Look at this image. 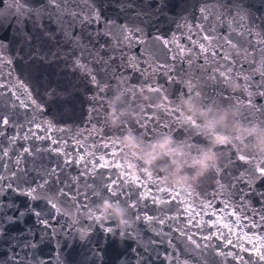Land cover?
<instances>
[{
  "label": "water",
  "instance_id": "95a60500",
  "mask_svg": "<svg viewBox=\"0 0 264 264\" xmlns=\"http://www.w3.org/2000/svg\"><path fill=\"white\" fill-rule=\"evenodd\" d=\"M86 2L80 0V7ZM10 3L11 0H0V8L7 13ZM43 3L44 0H32L33 5ZM244 5L247 15L242 22L227 17L232 29L227 36L234 43L239 40L258 43L264 38V0H244ZM88 6L97 9L95 23H82L77 19L69 28L68 23L61 24L60 19L70 22V17L52 15L51 19L41 17L38 22L34 16L25 18L19 27L6 21L0 28V42H3L0 52L5 61L0 64V72L12 91L21 95L23 88L17 82H22L35 101L34 105L29 102L24 108L13 104L12 91L4 90L0 95V111L9 117L4 136L0 137V144L8 151V157L0 161L5 164L3 172L8 173L13 167L22 146L39 149L31 155L20 156V168L26 173L24 179L32 182L41 169L57 170V176L50 178L47 185L52 190L50 195L56 208L44 201H33L49 217L51 230L36 236L39 245L30 264H35L37 256L41 264H197L188 257L191 248L177 231L194 212L200 214L197 219L201 225L216 220L231 224L239 218L244 227L237 226L235 232L244 234L245 247H250L246 237H253V243L256 237L264 241V220L261 219L264 217V175L259 172L264 167V149L258 146L259 137L264 136V126L254 123L249 127L240 119V114L264 119V77L255 68L248 67L251 58L246 62L243 57L240 63L247 81L230 80L225 87L218 76L212 75L217 67L224 72L231 71L229 61L221 59L231 49L227 46L221 49L222 41L217 40L225 35L220 17L227 9L210 0H164L163 7L158 5V0H102ZM61 7L79 10L76 0ZM238 23L243 27H237ZM249 28L253 36L247 35ZM64 29L72 36L79 35L87 49L79 59V49L65 40ZM122 29L131 40L121 43L117 39L122 37ZM137 29L139 31L134 32ZM213 29L215 36H209ZM206 36L208 41L204 39ZM256 68L264 71V59ZM235 71L233 68V73ZM189 85L198 88L208 100L216 101L202 106L193 98L181 100L185 115L203 121L208 133L205 141L199 135H190L186 126L175 124L174 120L179 117L173 112L156 106L146 107L153 102L155 105L165 103L160 98L162 94L169 97L167 103H170L176 95L187 92ZM129 87L133 89L132 101L128 98ZM24 98L21 95V99ZM108 98L109 112L104 103ZM186 102L194 106V112L188 111ZM113 115L118 120L116 124ZM125 121L144 135L137 136L134 132L119 135L118 128ZM37 123L39 128L35 127ZM29 129L35 131V137L21 138ZM169 130L171 135H167ZM245 130L255 139H235ZM130 133L139 139L145 150L160 137H174L178 151L149 164L146 151L134 152L124 143L122 138ZM217 135L227 138L222 144H233L248 158L239 160L236 151H220L213 141ZM12 137L16 139L10 144ZM117 139L123 150L112 163L117 162L118 168L89 165L92 154L98 157L109 151L100 148L101 144ZM208 151H215L217 158L207 173L198 180L177 184L173 160L182 166V173L191 177L197 171L194 161ZM131 155L143 161V171L150 174L149 178L160 173L164 186L180 189L179 197L165 201L166 194L157 193L149 179L148 188L158 202L153 203L151 198L137 201L135 192L140 189L133 187L131 177L140 164L133 160L128 170L124 163ZM80 156L85 159L79 160ZM68 158L70 163L65 162ZM217 165H221L222 171L214 176L212 170ZM116 173H121L120 179L124 181L120 186L123 199L135 204V209L127 213L122 204L116 203L125 209L127 232L123 239L120 238V222L115 217L108 216L101 222L93 219L101 215L98 206L107 200L101 198ZM126 173L129 176H123ZM20 177L21 172L17 171L16 179ZM241 192L245 194L243 198ZM9 197H14L21 208L27 205L26 195L7 190L5 202ZM84 204L89 205L87 211H82ZM23 223L32 226L34 218L28 215ZM22 227L14 225L13 231H21ZM107 227L115 229L117 236L113 238L106 233ZM210 231L212 229L202 228L198 234ZM236 238L233 235V239ZM7 251L5 244L0 249V264H8ZM225 251L234 254L231 248ZM241 255L247 264H264L251 252H241ZM196 256L199 264H240L232 256L223 255L215 240L209 247L197 250Z\"/></svg>",
  "mask_w": 264,
  "mask_h": 264
},
{
  "label": "snow or ice",
  "instance_id": "6c2138e0",
  "mask_svg": "<svg viewBox=\"0 0 264 264\" xmlns=\"http://www.w3.org/2000/svg\"><path fill=\"white\" fill-rule=\"evenodd\" d=\"M70 2L71 0H44V3L42 5H33L32 0H11V3L8 5L7 13H5L2 8H0V28H3L5 26L6 21L9 25L19 27L20 25H22L25 18H31L33 16L36 17L37 22L41 17H47L51 19L52 15H55L57 18L67 16L71 18L70 22L65 21L61 18L60 23H68L69 28L73 23H75L77 19L82 23L97 22V9L89 7L88 5L102 2V0H87L84 7H80V0H76L77 8L79 9L78 11L74 9H67L66 7H61L62 5ZM210 2L218 3L225 9H227L224 15L220 17L225 27V35L217 37V40L222 41V43L220 44L221 49H223L225 46L231 49L227 56H221L222 60L229 61L228 68L231 71L224 72L220 70V67H217L212 75L218 76L221 83L224 84L225 87L229 86L230 80L241 79L242 82L247 81L248 78L244 75L243 65L240 63L241 57H243L246 62L249 60V58H251L252 62L248 64V67L250 69L255 68L256 71L261 72L262 77H264V71L256 68V64L259 63L261 59H264V38L260 39L258 43H254L251 40H239L234 43L233 40L227 36V32L232 30L231 24H229L227 17L231 16L234 21L242 22L247 15L245 11L244 0H229L231 7H229V2H226V0H210ZM158 5L160 7H163L164 0H158ZM205 11H207V9H205ZM213 19H216V16H213ZM109 24H111V21H109ZM237 27H243V24L238 23ZM209 28L211 29L212 26L209 25ZM135 31L139 30L137 29L134 30V32ZM122 32V37H117V39L121 40V43L123 42V40H131V37L128 35L126 30L122 29ZM242 34L243 33H241V35ZM208 35L215 36V30L213 29L209 31ZM247 35H254L250 28L247 29ZM64 37L67 42H69L71 45H74L75 48L79 49L78 59L80 55L87 51V49L83 46L79 35L72 36L68 29H64ZM204 39L208 41V36L204 37ZM2 43L3 42H0V44ZM164 43L167 44L168 42L164 41ZM201 47H203V45H201ZM249 48L251 49V51H249ZM181 51H183V49H181ZM254 53H258V55H254ZM215 55L216 53L213 52L212 56L214 60ZM233 57H235V60H233ZM3 63H5L3 53L0 52V64ZM8 63H10V61H8ZM233 68L236 69L235 73H233ZM17 83L20 88H23V93L21 95L25 96L24 99H21V95H17L15 91H12V89L3 78V73L0 72V95L3 94L4 90L12 91V96L14 97V105L24 108H27L29 106V102L34 105L35 101L31 100V93L28 92V89L23 85L22 82ZM152 90L159 91V89ZM128 98L130 101L133 100V89L131 87H129L128 89ZM160 98L166 102L159 105H155V103L153 102L146 107L151 108L153 106H156L161 109L173 112L176 117H179V119L174 120L175 124L186 126L187 129L190 130V135H199L205 141L204 138L208 135V133L203 121H197L193 117L185 115L181 100L183 98H193L199 101L202 106L207 104H215V100H208L202 95L198 88L191 85H189L187 92L176 95L172 98L170 103H167L169 100V97L167 95L162 94ZM104 103L107 105L109 112L111 110L109 98L104 101ZM224 105L228 107H235L231 104ZM240 119L243 123L249 125V127H251L254 123H258L261 126H264V119L256 120L249 117H242V114H240ZM8 120L9 117L5 115L3 111H0V137L4 136V126L8 125ZM35 127L39 128L40 125L37 123L35 124ZM127 132H134L137 136L144 135V133H142L138 128L133 129L132 127H129L128 122L125 121L118 128V133L119 135H124ZM167 135H171V130H169ZM32 137H35V131L33 129H29L21 138L26 140ZM15 139L16 137L10 138L9 143H14ZM235 139L246 141L254 140L255 138L250 136L247 133V130H245V132H243ZM99 147L102 149L107 148L109 151L104 155L98 157L95 156V154H92V159L88 161L89 165H91L93 168H118L117 162L112 163V160L117 155H119V152L123 150V145L119 143L118 139L106 141ZM117 147L119 149L118 151L116 150ZM219 150L224 153H227L229 151H236V158L239 160H246L248 158V156L242 154L243 152L236 149L233 144H220ZM33 151L38 152L39 149H30L27 146H22V151L20 153H17V158L13 162V167L8 173L3 172L5 164L0 162V249H2L5 244L8 246V251L5 253L8 259V264H30V260H32L33 256H35V249L39 245V241L36 240V236L39 233L51 230L49 217L44 214V209L35 206L33 204V201H44L46 204H50L52 208H56V204L52 202L50 195L52 193V190L47 188L50 178H54L57 176L56 168L41 169L36 173V177L32 182L23 178L26 173H24L20 168V156H22L23 153H28L29 155H31ZM251 154L252 153L248 152V155ZM6 157H8V151L3 147L2 144H0V161H3ZM84 159V156L79 157V160ZM133 160H137V162L140 164V168H137L135 176L131 177L133 187L140 189L139 191L135 192L137 201L145 198H151L153 203L158 202L154 198L152 189L148 188L149 179H151V183L156 189L157 193L166 194L165 201L170 202L176 200L179 197L180 189L174 186H164L160 173H156L155 178H153V175H151V178H149L150 174L143 171V161L138 160L135 155L129 156V158L124 161V163L127 165L128 170H131ZM65 162L70 163L71 159L68 158V160H66ZM17 171L21 172V177L19 179H16ZM221 171V165H217L213 168L212 174L214 176H218ZM41 172L43 174H41ZM259 172L261 175H264V167H261L259 169ZM128 173L123 176H129ZM121 176V173L114 174L113 181L110 182L107 186L108 191L106 195H104L101 199L111 200L113 203L119 202L127 209V213H129L130 210L135 209V204L129 203L128 201H125L123 199V192L120 186L124 181L120 179ZM25 185H27V187H25ZM7 190H11L16 195H26L28 197L27 205L21 208L14 197H9L7 202H5L4 195ZM59 194L63 195L62 192H60ZM244 195L245 194L241 192V198H243ZM88 208L89 205L84 204L82 211H87ZM28 215H31L34 218V225L32 226L24 225L23 223L24 218ZM199 215V213L194 212L183 226L177 228L180 236H182L184 240L188 242L191 248V252L187 254L188 257L196 260L197 264H199L198 257L196 256L197 250L209 247L211 241L213 240L216 241L223 255L232 256L233 260L239 261L240 264H247V262L244 261L241 252H251L255 255L258 261H264V250H262V248H264V241H262L259 237H256V243H253V237H246L247 243L248 245H250V247H245L244 234L242 232L239 234L235 232V228L237 226L241 229L244 227L243 224L239 223V218L233 220L231 224L223 222V220H216L215 223H205L201 225L199 219H197ZM235 215V212H233L232 216ZM128 218L130 219L129 215ZM93 219L98 222L105 220L102 214L99 216H94ZM109 219L114 220L112 218ZM261 219L264 220V217H261ZM17 224L23 226L21 231H13V226ZM252 226L256 227L255 224H253ZM202 228H210L212 229V231L208 233L198 234L201 233ZM193 229H195L196 231H194ZM104 231L110 234L113 238L117 236L116 230L111 227L105 228ZM233 235H236L237 238L233 239ZM229 248L234 250V254L233 251H225V249ZM249 259H251V256L249 257ZM35 264H41L38 256L35 259Z\"/></svg>",
  "mask_w": 264,
  "mask_h": 264
},
{
  "label": "clouds",
  "instance_id": "9594fccd",
  "mask_svg": "<svg viewBox=\"0 0 264 264\" xmlns=\"http://www.w3.org/2000/svg\"><path fill=\"white\" fill-rule=\"evenodd\" d=\"M186 107L189 112H194L195 108L190 102H186ZM113 123H118V120L115 116H112ZM213 125L210 124V127ZM237 127H239L237 125ZM124 143L127 147L136 152V151H146L147 154V163H155L158 160L163 159L165 156H173L178 150L174 147L175 139L171 136H163L158 140L153 142L151 147L147 150L143 148V145L140 143L139 139L134 134H126L123 138ZM226 137L217 135L213 137V141L216 145H220L226 141ZM258 146L264 149V136L259 137ZM217 154L215 151H208L202 154L199 160L194 161V165L196 166V173L191 177L188 176L187 173H182V166L176 161L173 160V164L176 167V183L184 184L191 180H198L202 175L206 174L207 171L212 167V165L216 162ZM99 213L103 215V218H107L108 216L115 217L120 222V232L121 239L125 237L127 232V222L124 219L125 209L113 203L111 200L103 201L99 206Z\"/></svg>",
  "mask_w": 264,
  "mask_h": 264
}]
</instances>
